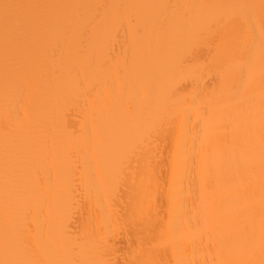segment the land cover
Returning a JSON list of instances; mask_svg holds the SVG:
<instances>
[{"label": "bare ground", "instance_id": "6f19581e", "mask_svg": "<svg viewBox=\"0 0 264 264\" xmlns=\"http://www.w3.org/2000/svg\"><path fill=\"white\" fill-rule=\"evenodd\" d=\"M0 264H264V0H0Z\"/></svg>", "mask_w": 264, "mask_h": 264}]
</instances>
